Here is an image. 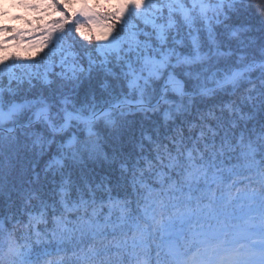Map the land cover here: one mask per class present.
<instances>
[{"label":"snow or ice","instance_id":"6c2138e0","mask_svg":"<svg viewBox=\"0 0 264 264\" xmlns=\"http://www.w3.org/2000/svg\"><path fill=\"white\" fill-rule=\"evenodd\" d=\"M13 6L42 14L28 32L0 27L14 33L0 40V264H264V43L257 61L242 38L253 22L264 34V0ZM177 14L189 29L200 21L207 41L189 32L186 44ZM10 41L31 43L35 56L18 63ZM255 69L259 86L247 75ZM245 83L236 99L219 95ZM137 113L139 138L125 143ZM101 121L118 141L111 156ZM101 160L119 166L114 184L89 180V162ZM229 225L243 240L229 239Z\"/></svg>","mask_w":264,"mask_h":264},{"label":"trees","instance_id":"16d2710c","mask_svg":"<svg viewBox=\"0 0 264 264\" xmlns=\"http://www.w3.org/2000/svg\"><path fill=\"white\" fill-rule=\"evenodd\" d=\"M15 2H18V0H6V1L1 2L0 8H3L4 11L7 12L8 14L7 15H0V22L3 21L5 18H8V16H11V19L6 20V22H8L5 25L6 27L11 28V29H16L17 31L28 32L30 29L35 27L36 17L41 15L42 13L40 11L33 12V11H26L23 8H16L13 6V4ZM182 2L187 7L191 6V0H182ZM14 8H16V9H14ZM14 10L23 11L22 12L23 15H20V17L22 16V18H25V20H26V22L22 21L25 25L24 27H20V25L18 24L20 20H17L18 23H17V25H15L14 28H12L13 25H10V21L14 19L13 14L14 13L17 14V12H18V11L14 12ZM175 19L177 21L178 26H180V35L183 36L186 44L190 45L191 37L189 36V32H191V36L198 37L202 42L207 41V32H206V30L203 29L200 21L197 20L195 22L193 28L189 29L186 25H183V21L178 14L175 16ZM13 21H15V20H13ZM240 22L241 21H239V20L234 21V26L239 25ZM253 25H254L253 30L251 32L243 33L242 38L245 40V44L249 45V47L246 48L245 51L257 50V61H258L260 59L259 54H258V49H259L260 45L262 43H264V34H262L260 31L256 30L255 22H253ZM0 27H2V26L0 25ZM216 29H217L218 33L223 31L221 26H216ZM5 35L11 36V35H14V33L13 32L0 33V40H2ZM178 38H179V36H178ZM217 38L227 41L226 36L220 37L218 35ZM35 48L36 47H34L29 42L18 43L16 41H10L9 45H8L9 54L24 57L25 59L22 61L23 63L29 62L27 60L28 57H34L35 56V54H32L31 56L28 55L29 52H31V50H33ZM221 49L223 51L228 50L227 47H225L223 44L221 45ZM0 55H4V53H0ZM250 60H251V57H248V61H250ZM230 63H231V67H233V68L241 66V65H237L235 63V58H232ZM219 66L221 68H226V64H225L224 59H221ZM56 71H59V68H57ZM247 75L257 84V86H259V80H257V77L260 75V69H255L253 72L248 73ZM218 78H222V73H218ZM33 83H38V82L34 80ZM14 85H15V82H14ZM22 87L24 89H27L28 85L25 83ZM248 87H251V85L245 83L242 86V89L237 92L236 96H233V95H230L231 86L228 85V86H226L227 91L220 92L219 95L222 96L225 101L231 100V99H236L240 95V92L244 88H248ZM95 89H96L97 108L107 107V104L104 103V101L106 99H108L107 93L103 92V90L99 87L98 83L95 85ZM125 91H126V89H125ZM82 95H83V89L81 90V96ZM28 98L32 99L34 97L31 94H29ZM15 99L17 102H22L23 93L18 94L15 97ZM149 115L152 116V114H149ZM153 118H155V117H153ZM126 119L129 121H135V123L132 125L131 129H123L122 130L123 134L120 137V139L125 141V143H127L129 137L132 136L133 133L135 134V137L137 139L139 138V121L143 118L139 113H137V114H135L134 117L129 116ZM249 126L251 127V122H250ZM96 127H97V130L101 134L102 151L104 153H107L109 156H111L113 148L117 145L118 141L114 138L112 130L108 129L104 126L103 121L99 122ZM80 135H81V138H83L84 134L81 133ZM53 151H55V148H53ZM0 162H2V161H0ZM13 163H15V161H13ZM105 177H107L106 182L109 183V185L114 184L116 182V180H118L120 178L119 166L118 165L109 166L103 160H101L99 163H95V164H92L91 162H89L88 178L90 181H93L94 183H99ZM237 179L239 182L237 183L236 188L232 189L231 195L233 197H236L237 196V189H240L241 191H240L239 195L242 197L248 181L245 180L244 176H241ZM8 180H9V184H11L12 177H8ZM57 180H59V177H57ZM253 186H255V185H253ZM50 187H51V185H50ZM221 195L224 196L225 200H227L228 191H227V188L224 186H221V188L217 191V196L219 197ZM3 201H4V197L0 196V203H3ZM232 207L237 210V216H242V215H245L247 213V202H244L243 210L240 209L239 202L234 204ZM213 223H215V222H213ZM233 223L239 224L241 227L244 226L243 220H236V221H233ZM229 228H230L229 239L235 238L237 240H243L244 236L246 235L245 233L231 231V225H229Z\"/></svg>","mask_w":264,"mask_h":264},{"label":"rangeland","instance_id":"374dc122","mask_svg":"<svg viewBox=\"0 0 264 264\" xmlns=\"http://www.w3.org/2000/svg\"><path fill=\"white\" fill-rule=\"evenodd\" d=\"M2 1H6V0H0V4H1V2ZM100 2H101V4H103V2H104V0H100ZM7 3V2H6ZM112 3H115V0H112ZM95 4V0H89V6H92V5H94ZM17 8V7H16ZM16 8H14V9H16ZM18 10H14V12H17ZM23 11H18L17 12V14L16 13H14L13 14V20H15V21H13V20H11L10 21V25H13L12 26V28H14L15 27V25H17V20H20L19 21V25H20V27H24L25 25H24V23L22 22V21H25L26 22V20H25V18H22V16L20 17V15H23V13H22ZM16 17H20L19 19H17ZM7 19H11V16H8V18H5L3 21H1L0 22V25L2 26V27H5V25H6V23H8V22H6V20ZM36 48L35 49H33V50H31V52H29V56H31L32 54H35L36 53ZM45 51H47V50H45ZM10 63H13V61H9ZM18 63H23L22 61H17Z\"/></svg>","mask_w":264,"mask_h":264},{"label":"water","instance_id":"95a60500","mask_svg":"<svg viewBox=\"0 0 264 264\" xmlns=\"http://www.w3.org/2000/svg\"><path fill=\"white\" fill-rule=\"evenodd\" d=\"M105 108V107H104Z\"/></svg>","mask_w":264,"mask_h":264}]
</instances>
